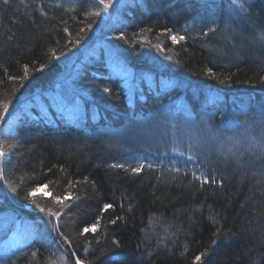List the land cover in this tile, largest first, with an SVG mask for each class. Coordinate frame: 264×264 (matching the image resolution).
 <instances>
[{
	"label": "trees",
	"instance_id": "obj_1",
	"mask_svg": "<svg viewBox=\"0 0 264 264\" xmlns=\"http://www.w3.org/2000/svg\"><path fill=\"white\" fill-rule=\"evenodd\" d=\"M240 2L242 8L230 0H114L107 13L93 16L99 10L93 0H0V102L9 103L0 121V213L13 210L38 230L3 264H75L76 258L193 264L204 252L200 264H264V154L246 151L245 143L238 160L226 159L216 144L202 159L180 155L183 162L170 168L161 162L164 146L151 148L141 131L139 141L133 134L135 153L111 141L121 129L161 113L206 120L224 129V138L247 130L264 139V42L245 39L264 31V0ZM229 10L236 12L229 22L240 35L227 41L217 37L220 24L207 37L188 24L192 16L223 17ZM167 29L185 40L172 45L160 36ZM122 33L125 40H118ZM25 66L28 78L22 79ZM38 98L46 113L35 106ZM50 98L60 103L52 106ZM142 146L156 153L158 172L135 176L110 167L127 164L128 155L148 156ZM195 168L219 184L193 180ZM34 187H41L34 198L42 206L55 207L46 191L81 197L66 202L71 207L60 219L72 247L31 204L27 194ZM109 202L113 209L101 214ZM98 216L100 229L81 237ZM117 217L123 219L110 223Z\"/></svg>",
	"mask_w": 264,
	"mask_h": 264
},
{
	"label": "rangeland",
	"instance_id": "obj_2",
	"mask_svg": "<svg viewBox=\"0 0 264 264\" xmlns=\"http://www.w3.org/2000/svg\"><path fill=\"white\" fill-rule=\"evenodd\" d=\"M220 13V12H219ZM236 15V12L233 10H229L223 17L213 16V17H205L204 15H197L196 17L192 16L189 25L195 27L198 32H208L210 28H214L215 30L220 27L217 25H221L219 28V32H217V37L222 38L224 41L237 37L239 32L237 28L233 25L230 26L229 20L233 19ZM222 17V19H221ZM259 32L255 30L253 36L250 39L245 38L249 43L253 41H260L257 36ZM221 39V40H222ZM261 42V41H260ZM66 99L74 102L72 99V94L69 93L66 96ZM60 99L50 98V105H58ZM56 101V103H55ZM35 106L40 107L45 112L46 106L42 101L38 98L36 100ZM52 109H49V112ZM36 113V112H34ZM46 113V112H45ZM148 119V120H147ZM207 123L210 125V122L206 120L194 121L192 119H186L183 117L174 116L172 113H161L155 116L146 117L143 122H139L137 124H133L124 129H121L116 134H113L111 137V141L116 143L128 144V152L135 153L136 151L131 149V143L133 141V134H135V140L139 141V135L141 132L145 133V141L148 142L149 146L153 149L159 148L162 149L163 153L161 156V162L166 163L168 167H176L178 162L182 163L181 156L178 153L183 152V156L187 158L189 155L194 156H206L210 151L211 147L215 146L216 141L212 140L203 130L202 124ZM216 132L220 133L222 137L225 135V131L220 130L212 125H210ZM229 125H225L228 127ZM141 131V132H138ZM159 133L160 136L155 137L154 135ZM132 139V140H131ZM129 141V142H127ZM110 142V141H109ZM144 143V142H143ZM191 148V151L189 150ZM207 148V149H206ZM199 149L202 153L199 154ZM142 153L148 151L150 153L148 156H144L143 154H135L128 155L127 159L131 160L126 165H134L137 161H147L148 163L154 164V158L152 154H156L147 150L145 147H140ZM215 150H218V147H215ZM167 151L168 157L162 158V155ZM218 152V151H217ZM147 153V152H146ZM159 157V156H158ZM178 157H180L178 159ZM202 159L201 157H199ZM203 160H200V162ZM200 169L195 168V173L199 175ZM38 230L31 225L30 223L19 219L18 215L13 210H6L0 213V264H3L5 257L9 254H19L25 250L26 247V239L31 235H36Z\"/></svg>",
	"mask_w": 264,
	"mask_h": 264
},
{
	"label": "snow or ice",
	"instance_id": "obj_3",
	"mask_svg": "<svg viewBox=\"0 0 264 264\" xmlns=\"http://www.w3.org/2000/svg\"><path fill=\"white\" fill-rule=\"evenodd\" d=\"M231 5L233 7H239L242 8L243 5L241 4L240 0H230ZM4 3L7 4L8 0H4ZM94 7L99 8L98 11H94L91 13L93 16H99L102 13H107L109 9L114 7V0H93ZM102 6V7H100ZM89 29L91 28V24L87 26ZM68 29H65V32H67ZM85 29L81 28L80 32H84ZM145 31H151V29H141V32ZM214 28H210L208 32H204L203 36L207 37L209 35V32H214ZM160 36H166L168 40L171 41L172 45H177L180 42L185 40V35L183 34H173L172 29H167L164 32L160 33ZM125 35L122 33L119 37H117L118 40H125ZM257 38L261 41L264 42V31H261ZM159 39V37H158ZM78 42V41H77ZM155 47L160 51L164 52L165 49L157 43ZM166 59L172 60L171 56H166ZM25 75L22 79H27V66H25ZM207 75L209 76H214V73L211 72V70L207 71ZM9 80L15 79L14 77H8ZM103 91L105 93H108L110 90L108 88H104ZM9 111V103L7 102H0V121L5 119V113ZM261 123H264V121H261ZM203 130L205 133L214 141H216L218 145V154L223 155L226 159L229 157H235L237 160L239 159L238 153L239 149L245 145V143L248 145V148H246V151H258L261 154H264V139L257 140L254 137H249L246 133L232 136V137H227L224 138L221 136L220 133L216 132L210 125L207 123L202 124ZM251 127V125H249ZM4 146L0 145V157L4 156V151H3ZM191 151V148L189 149ZM178 155L183 156V152L178 153ZM189 161L194 160L195 156L194 155H189L187 157ZM112 168H117V169H123L125 172H130L132 175L138 176L140 175L145 169L151 170L153 172H158L159 168H157L154 164L148 163L147 161H137L134 165H126L124 163H115L110 165ZM170 172L178 173L180 171L179 168H172L169 169ZM193 180L198 181L201 185H213L217 186L219 184V181L213 176L209 177L205 175L203 172H201L199 175L196 173L192 174ZM5 176L3 174V171L0 170V180H4ZM87 177L84 178V181L87 182ZM77 183H80V181H77ZM42 187L47 190L49 185L44 184ZM68 187H72V181L69 180L68 182ZM41 190V187H34L31 189V191L28 192V197L31 198V204L34 205L36 208L39 209L41 213H45L46 216L48 217V225L51 227L52 232L59 233L60 240L63 242V245L68 246L69 248L72 247V241L70 238L64 234L63 231H61L60 228V219L62 214L64 213V210L66 208L71 207V204L66 203L68 201H71L72 203H75L76 201L80 200L81 197L76 195L74 196L71 191H64L62 194L59 193H54L52 191H46V195L50 197L51 204L54 205L55 207H48V206H42L40 203L37 202V200L34 198V193L39 192ZM15 191V189H13ZM110 209H113V204L112 203H104L102 208H101V214L107 213ZM123 219V217H117L116 219H113L110 221V223L115 224L117 220ZM55 221V223H53ZM102 226L101 223V217L98 216L95 218L94 222L91 223H86L85 226L82 227V229L79 231V235L81 237L85 236L87 233H92L95 234L98 229ZM219 233V229L217 230ZM113 244H117V241L113 240ZM118 246V245H117ZM88 249L85 248V252H87ZM207 252L201 253L200 255H197L193 261V264H200L202 257L207 256ZM32 256L36 257L37 252L33 251ZM73 257H76V253H72ZM75 264H88L86 260H82L80 258L75 259Z\"/></svg>",
	"mask_w": 264,
	"mask_h": 264
}]
</instances>
